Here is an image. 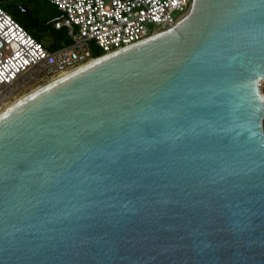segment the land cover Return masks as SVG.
Wrapping results in <instances>:
<instances>
[{"label":"water","instance_id":"water-1","mask_svg":"<svg viewBox=\"0 0 264 264\" xmlns=\"http://www.w3.org/2000/svg\"><path fill=\"white\" fill-rule=\"evenodd\" d=\"M262 82L264 0H193L11 103L0 264H264Z\"/></svg>","mask_w":264,"mask_h":264},{"label":"built area","instance_id":"built-area-1","mask_svg":"<svg viewBox=\"0 0 264 264\" xmlns=\"http://www.w3.org/2000/svg\"><path fill=\"white\" fill-rule=\"evenodd\" d=\"M46 1L62 14L54 28L65 29L70 38L55 50L0 6V105L24 86L50 81L91 61L92 43L104 54L174 26L193 0ZM261 94L264 98L262 88Z\"/></svg>","mask_w":264,"mask_h":264},{"label":"rangeland","instance_id":"rangeland-1","mask_svg":"<svg viewBox=\"0 0 264 264\" xmlns=\"http://www.w3.org/2000/svg\"><path fill=\"white\" fill-rule=\"evenodd\" d=\"M18 4L20 5V7H25L26 11L22 12L18 8L16 10V12H17L16 14L22 20L20 21L17 18H16V20L22 24V21H26L28 19H31L32 22L31 21L30 22L32 23L33 26L29 27V29H27L25 27L30 33L34 34V32L35 33L40 32V34L43 35V42L47 46H49L53 42L59 41L58 38L55 37V35H57V34L55 33L56 31L54 30V27H53V22L55 21V18L57 17L56 10L50 3H48L46 0H23L20 2H16L15 6H18ZM67 40H69V43H70V38L67 35V31H66V34L63 35V37L60 40V42H62L61 45L63 44V42H66ZM92 52L93 53L94 52H100L101 53L102 51L98 46H96L94 43H92ZM46 82H48V81L38 80V81L32 83L31 85H29L28 87L24 86L19 91V93L16 94L13 98L7 100L5 103L0 105V112H2L6 107H8L11 103L16 101L20 97L31 92L33 89L39 87L40 85H42ZM261 88L264 91V82L262 83Z\"/></svg>","mask_w":264,"mask_h":264},{"label":"trees","instance_id":"trees-1","mask_svg":"<svg viewBox=\"0 0 264 264\" xmlns=\"http://www.w3.org/2000/svg\"><path fill=\"white\" fill-rule=\"evenodd\" d=\"M0 6L1 7H3L4 9H6L8 12H10L11 14H13V16H14V18L16 19H18V20H22L16 13V8H15V6H14V3H13V0H0ZM60 17H56L55 18V21L57 20V19H59ZM32 20L31 19H28V20H26V21H22V24L24 25V27H26L27 29H29V27H32L33 25H32ZM53 27H54V22H53ZM54 30L56 31L55 33L57 34V35H55V37H57L58 38V40L59 41H57V42H53L52 44H50L49 46H47L44 42H43V35L42 34H40V32H37V33H35L34 32V34H32L38 41H40L41 43H43L47 48H49V49H51V50H55V49H57V48H59V47H62V46H64V45H67L68 43H69V40H67L66 42H63V44L61 45V43L62 42H60V40H61V38L63 37V35H65L66 34V30L65 29H55L54 28ZM60 42V43H59ZM103 53L101 52H94L93 53V56H94V58L95 57H98V56H101Z\"/></svg>","mask_w":264,"mask_h":264},{"label":"flooded vegetation","instance_id":"flooded-vegetation-1","mask_svg":"<svg viewBox=\"0 0 264 264\" xmlns=\"http://www.w3.org/2000/svg\"><path fill=\"white\" fill-rule=\"evenodd\" d=\"M20 1H23V0H13L14 6H15V3H16V2H20ZM15 8H16L15 10H17V9L19 8V10L22 11V12H23V11H24V12L26 11L25 7H20L19 4H18V6H15Z\"/></svg>","mask_w":264,"mask_h":264},{"label":"crops","instance_id":"crops-1","mask_svg":"<svg viewBox=\"0 0 264 264\" xmlns=\"http://www.w3.org/2000/svg\"><path fill=\"white\" fill-rule=\"evenodd\" d=\"M52 5V4H51ZM53 6V5H52ZM54 8H55V10H56V15H57V17H61L62 16V14L57 10V8L55 7V6H53Z\"/></svg>","mask_w":264,"mask_h":264},{"label":"bare ground","instance_id":"bare-ground-1","mask_svg":"<svg viewBox=\"0 0 264 264\" xmlns=\"http://www.w3.org/2000/svg\"><path fill=\"white\" fill-rule=\"evenodd\" d=\"M263 83V82H262ZM262 83H261V85H262Z\"/></svg>","mask_w":264,"mask_h":264}]
</instances>
